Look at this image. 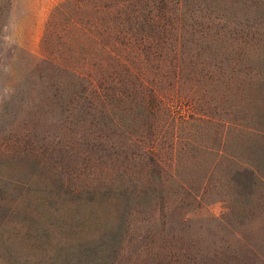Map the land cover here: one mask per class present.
Returning a JSON list of instances; mask_svg holds the SVG:
<instances>
[{"label": "trees", "instance_id": "16d2710c", "mask_svg": "<svg viewBox=\"0 0 264 264\" xmlns=\"http://www.w3.org/2000/svg\"><path fill=\"white\" fill-rule=\"evenodd\" d=\"M41 47L42 109L87 162L74 167V186L65 172L56 188L120 204L126 228L135 216L145 229L157 224L139 255L160 244L167 264H193L165 217L185 199L200 139L217 143L215 156L228 139L264 141V0H63L49 13ZM200 92L214 94L204 110L195 104ZM174 99L193 105L188 119L175 120L166 104Z\"/></svg>", "mask_w": 264, "mask_h": 264}, {"label": "rangeland", "instance_id": "374dc122", "mask_svg": "<svg viewBox=\"0 0 264 264\" xmlns=\"http://www.w3.org/2000/svg\"><path fill=\"white\" fill-rule=\"evenodd\" d=\"M62 1L0 0V264H167L160 244L137 253L143 234L158 233L157 224L145 229L135 216L126 228L120 204L109 208L105 197L94 202L87 192L56 188L65 172L74 186V167L87 165L78 159L77 140H60L61 125L40 103L41 38L51 9ZM196 96L204 110L214 94ZM166 104L175 120L195 111L185 99ZM216 145L209 137L196 144L185 176L188 192L165 218L188 244L193 264H264V141L228 139L215 156Z\"/></svg>", "mask_w": 264, "mask_h": 264}]
</instances>
